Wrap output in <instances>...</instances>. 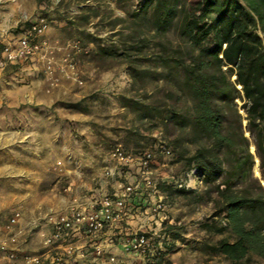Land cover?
<instances>
[{"label":"rangeland","instance_id":"1","mask_svg":"<svg viewBox=\"0 0 264 264\" xmlns=\"http://www.w3.org/2000/svg\"><path fill=\"white\" fill-rule=\"evenodd\" d=\"M145 1L0 0V246L17 249L13 264H25L19 246L23 231L24 254L40 256L41 264H54L52 256H63V248L43 244L41 234L49 230L42 218L36 219V206L48 214V199L63 197L65 187L72 192L75 184L101 192L99 179L113 180L103 170L115 166L109 153L117 145L134 157L145 150L153 153L157 192L144 195L149 203L152 197L162 199L165 207L152 218L158 223L142 228L167 240L149 264H231L212 249L220 240H233L218 214L215 184L205 183L188 163L201 144L189 124L178 120L189 119L190 97L157 61L160 42L174 48L184 44L174 27L156 30L150 11L141 10ZM41 17L46 28L35 34L31 25ZM24 38L26 47L20 44ZM235 101L245 116L243 101ZM245 125L243 119L255 153ZM160 143L171 153L160 152ZM125 171L113 178L132 182ZM252 171L260 178L256 156ZM145 207L138 214L150 217ZM16 210L25 224L16 226L21 233L13 244L4 228ZM34 219L40 224L35 226ZM6 251L0 248V264L7 262ZM246 264L264 261L255 258Z\"/></svg>","mask_w":264,"mask_h":264},{"label":"trees","instance_id":"2","mask_svg":"<svg viewBox=\"0 0 264 264\" xmlns=\"http://www.w3.org/2000/svg\"><path fill=\"white\" fill-rule=\"evenodd\" d=\"M141 10L156 30L174 27L184 44L160 42L157 61L190 97L189 119L178 120L201 144L188 163L215 184L218 214L233 236L212 249L231 264L264 261V0H146Z\"/></svg>","mask_w":264,"mask_h":264},{"label":"built area","instance_id":"3","mask_svg":"<svg viewBox=\"0 0 264 264\" xmlns=\"http://www.w3.org/2000/svg\"><path fill=\"white\" fill-rule=\"evenodd\" d=\"M45 28L46 22L42 17L31 25V31L35 34H41ZM20 44L26 47V39H22ZM159 149L162 153H171V150L162 143L159 144ZM152 159L153 153L150 150H145L137 157H134L120 145H117L109 153V160L114 161L115 166H107L103 170L104 177L113 179L109 193L95 191L89 196L83 197L73 194L70 191V187L64 188V192L70 197L67 211L49 212L42 217L49 226V231L41 234L43 244L45 246L63 248V256H52L54 264H69L68 260L72 257L74 258L73 264H96L94 260L88 263L79 262L80 259L86 257L87 253L75 245L74 239L77 234H82L91 243L95 256L102 255L105 243L115 242L112 235L106 237V242H102V233L114 224H123L125 227L122 233L123 238L120 242L125 253L131 255L134 259L132 258L133 260L129 262H122L116 261L111 257L104 260L102 264H149V258L159 253L158 251L164 240H167V237L165 235L161 237L157 235V239H155L153 235H148L144 229L132 228L127 223V213L129 212V202L136 194L144 193L147 196H153L154 192H157L156 182L152 177ZM132 163L137 166L134 181L129 182L113 178L114 176L120 177L121 173L131 166ZM164 207L165 204L162 199L155 200L148 207L150 217L154 218L155 214L162 211ZM20 218L21 212L19 210L14 211L7 219L4 228L10 234L9 240L13 244L18 241V235L21 233V229L15 231L16 226L19 225ZM36 225L38 223H35ZM0 248L5 251L8 249L6 251L7 262L5 264H13L17 257V249L14 246L7 248L5 243H2ZM22 261L25 264H41V259L38 255L23 254Z\"/></svg>","mask_w":264,"mask_h":264},{"label":"crops","instance_id":"4","mask_svg":"<svg viewBox=\"0 0 264 264\" xmlns=\"http://www.w3.org/2000/svg\"><path fill=\"white\" fill-rule=\"evenodd\" d=\"M129 168L131 171H125L124 177L126 178V180L131 179L132 181H134L136 178L137 166L135 164ZM68 172H71V171L69 170ZM74 174H77L79 176L82 174V176H83L84 172L83 171L80 172L78 170H75ZM94 175H92V176L94 177ZM98 182L99 183H97V184L99 185V190H101L102 193H109V191H111V183H109L105 180H101V179H99ZM81 187H83V188H81ZM72 190H73L72 191L73 193H76L77 195H80V196L82 195L84 197L86 194H88L89 190H95L96 191V190H98V188L92 187L91 185L87 186L84 184H79V185L75 184L74 187H72ZM83 192H85V193L83 194ZM69 198L70 197L66 193L63 197H61V196L56 197V195H52V197H50L48 199L49 202L47 204L45 203L44 209H47V211H49V212L50 211H60V212L67 211ZM148 200H149V198H147L144 195V193H138V194H136L135 197H133L130 200L129 207H128L129 212L127 213V220H128L127 223L130 224L131 227L132 226H134V227L138 226L139 229H143L142 227L146 228V227H149L150 225H152L153 223H158L157 220L154 221L151 217H148L146 215L144 216L142 213L138 214L139 209L142 207L146 206L145 210L147 211L148 207L152 203H154L155 198L152 197L150 199V203ZM36 208L38 209V216L36 219L40 220L39 218H42L46 214V212L43 213L40 210L41 209L40 204L37 205ZM145 210H144V212L146 213ZM139 215H141V216H139ZM158 217H159V215H158ZM36 219H34L32 222L34 224L35 223L40 224V221H36ZM151 220H153V221H151ZM19 224L23 225V224H25V221L22 218H20ZM43 228L46 231L49 230V226L47 224H44ZM124 228L125 227L123 226V224H114L112 227H109V228L104 230V232L102 233V240L101 241L106 242V240H105L106 237L112 235V236H114L115 242L108 243V244L105 243L104 252L102 255H99V256H97V255L95 256V254L92 250L91 243L87 239H85V237L82 234H80V233L77 234L76 238L74 239L75 245L78 248H80V250H83L87 253L86 257L84 259H81V261L84 260L86 262H89L91 260H94L96 264H102V262L104 260L111 258V257L114 258V256L118 257L117 258L118 260L116 258H114L117 261H121L122 259L125 260L127 258H129L128 260H130L131 258H133L131 255H128L127 253H125L122 249L123 247H122V244L120 241L123 238L122 233H123ZM22 229H24V228H22ZM26 244H27L26 233L23 231L19 237L20 252L22 254L27 253L26 247H25ZM133 259H131V260H133ZM128 260L126 262H129Z\"/></svg>","mask_w":264,"mask_h":264}]
</instances>
